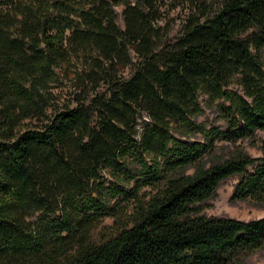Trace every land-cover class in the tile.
I'll use <instances>...</instances> for the list:
<instances>
[{"label": "trees", "instance_id": "trees-1", "mask_svg": "<svg viewBox=\"0 0 264 264\" xmlns=\"http://www.w3.org/2000/svg\"><path fill=\"white\" fill-rule=\"evenodd\" d=\"M190 2L171 34L170 0H0V264H240L264 244V216L199 206L239 174L234 197L264 199V0ZM244 137L260 155L216 153Z\"/></svg>", "mask_w": 264, "mask_h": 264}, {"label": "rangeland", "instance_id": "rangeland-1", "mask_svg": "<svg viewBox=\"0 0 264 264\" xmlns=\"http://www.w3.org/2000/svg\"><path fill=\"white\" fill-rule=\"evenodd\" d=\"M208 1V0H207ZM171 5H175L169 9V22H172L171 34L178 30L180 19L188 11V7L191 4L190 0H170ZM119 10V7H117ZM118 22L121 24V16L119 14ZM263 61H264V49L262 51ZM129 68L124 69L123 74L128 75ZM69 83L66 81H61L53 87L60 100L64 99L68 95ZM217 112L214 106L202 103V111L198 113L195 118L198 121L204 123H210L211 121L215 124L222 123L220 118H217ZM177 134V132L175 133ZM194 137L201 138L200 134L195 133L189 140ZM182 138H185L182 136ZM254 139L264 138V128L255 129L253 134ZM236 146L243 148L251 156H258L261 154L260 149L252 144L250 138H238V140L231 141H217L215 143L216 153H226L227 151L233 149ZM194 165L189 166L184 169L185 173L193 172ZM249 171L252 167H248ZM239 175H230L224 178L218 186L216 187L212 196L208 199L201 201L199 203L201 213L205 215L215 214V215H230L237 218H256L264 216V199L254 196L252 194L247 195L245 198H237L233 195V190L236 184L239 182ZM113 218L110 216H105L99 226L94 228L91 238L93 241L101 242L103 239L109 237L114 233ZM243 260L240 264H264V244L258 246L254 250L248 251L243 255Z\"/></svg>", "mask_w": 264, "mask_h": 264}]
</instances>
